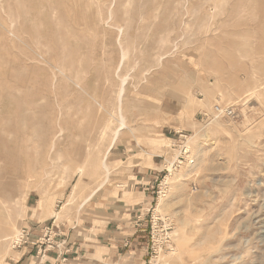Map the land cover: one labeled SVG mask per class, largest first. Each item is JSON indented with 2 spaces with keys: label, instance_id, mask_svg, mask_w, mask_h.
Masks as SVG:
<instances>
[{
  "label": "rangeland",
  "instance_id": "rangeland-1",
  "mask_svg": "<svg viewBox=\"0 0 264 264\" xmlns=\"http://www.w3.org/2000/svg\"><path fill=\"white\" fill-rule=\"evenodd\" d=\"M142 157L149 264H264V0H0V264L34 211L125 189ZM181 221L189 250L168 258Z\"/></svg>",
  "mask_w": 264,
  "mask_h": 264
},
{
  "label": "crops",
  "instance_id": "crops-1",
  "mask_svg": "<svg viewBox=\"0 0 264 264\" xmlns=\"http://www.w3.org/2000/svg\"><path fill=\"white\" fill-rule=\"evenodd\" d=\"M155 168L147 158L135 160L126 168L131 175L119 180L126 184L125 189L106 192L101 188L82 206L70 208L59 218H43L44 213L34 211L24 226L29 240L10 264H40L36 244L47 230L64 243V249L61 255L50 252L44 264H149L150 206L154 201L150 185L159 177Z\"/></svg>",
  "mask_w": 264,
  "mask_h": 264
},
{
  "label": "built area",
  "instance_id": "built-area-1",
  "mask_svg": "<svg viewBox=\"0 0 264 264\" xmlns=\"http://www.w3.org/2000/svg\"><path fill=\"white\" fill-rule=\"evenodd\" d=\"M234 116H235L234 107H224V106L218 104V105H215L213 108V118L215 120L229 119V118H233ZM208 117H209V115H206V119H208ZM189 154H190V151H188L187 148L183 147V149L180 151L179 155L176 157V160L173 162L172 167H174L175 169L180 168L181 166L184 165L185 161H187L188 158H189V160H191L190 162H193L192 159H190V158H192V156ZM159 220L160 219H158V221ZM168 220L169 219H167V223H164V226L160 231H161V235L164 237V239L168 242V244H170V242H171L170 241V238H171V232L170 231H172V229H173V223H172V221H168ZM151 222H152L151 239H152V244L154 246L155 245V237L157 234L154 231L153 216L151 218ZM55 239L56 238L54 236H52L51 230H47L44 234V238L41 239L40 242H38L40 244V247L38 250V255L40 256V258H39L40 262L42 260H44L51 251H54V250L61 251V248L64 246V243L58 242ZM28 240H29V232L27 229H24L21 232L20 242H15L14 248L20 249L23 245H25L28 242ZM38 243L36 245H38ZM58 253L60 255V252H58Z\"/></svg>",
  "mask_w": 264,
  "mask_h": 264
},
{
  "label": "bare ground",
  "instance_id": "bare-ground-1",
  "mask_svg": "<svg viewBox=\"0 0 264 264\" xmlns=\"http://www.w3.org/2000/svg\"><path fill=\"white\" fill-rule=\"evenodd\" d=\"M96 7V6H95ZM100 14V13H99ZM100 17V16H99ZM110 20V19H109ZM241 55V54H240ZM105 60V59H104ZM28 61V60H27ZM237 61V60H236ZM240 63V62H239ZM238 66V65H237ZM234 67V66H233ZM101 72V71H100ZM258 77V76H257ZM245 78H247V77H245ZM74 82V81H73ZM248 84V83H247ZM251 84V83H250ZM123 86V85H122ZM243 87V86H242ZM250 88V87H249ZM122 89H124V88H122ZM247 89V88H246ZM99 90V89H98ZM124 91V90H123ZM121 92V90H120V93L122 94V93H124V92ZM22 93V92H21ZM232 93V92H231ZM122 95H124V94H122ZM235 96V95H234ZM246 96V95H245ZM119 98H122V97H119ZM249 99H250V97H249ZM121 100V99H120ZM248 100V99H247ZM246 100V101H247ZM121 104V103H120ZM123 104V103H122ZM246 104V103H245ZM111 117V116H110ZM115 117V116H114ZM116 118V117H115ZM122 119V118H121ZM121 126L124 128L125 127V123H124V120H122L121 121ZM121 127V128H122ZM122 128V129H123ZM119 129V128H118ZM62 130V129H61ZM121 130V129H120ZM63 133V132H62ZM116 136V135H115ZM118 136V135H117ZM116 136V137H117ZM58 137V136H57ZM116 137H115V140L113 141V143H112V145L110 146V148L108 149V151H107V155H108V153H109V151H110V149H111V147H113V145H115L114 143H115V141H116ZM39 139V138H38ZM41 140V139H40ZM29 143V142H28ZM54 147V146H53ZM105 156V158H104V160H103V167L106 169V171L108 170V165L106 164V160H107V157L108 156ZM83 174V169H79L78 171H77V174ZM110 173V172H109ZM110 175V174H109ZM29 177H30V175H29ZM106 177V176H105ZM84 178V177H83ZM82 178V179H83ZM107 178H108V176L106 177V179H104L103 181V183L90 195V197H89V199L91 198V197H93L94 196V194H96V192L98 191V192H100V189L105 185V184H107L106 182H107ZM167 179V178H166ZM82 182H83V180H81ZM168 182V181H167ZM66 183V182H65ZM165 183H166V181H165ZM76 191V190H75ZM167 193V192H166ZM4 195H8L7 193H3V195H1L2 197L0 198V200H2V198H5L6 196H4ZM163 197V196H162ZM20 198V197H19ZM88 199V200H89ZM3 206V205H2ZM3 209H4V206L2 207ZM3 209H1L2 211H3ZM8 209V208H7ZM158 210H160V208H157ZM10 210V209H9ZM1 211V212H2ZM4 212V211H3ZM2 212V213H3ZM3 214H6V213H3ZM55 215V214H54ZM2 216V215H1ZM57 216H59V214L57 213ZM14 217V216H13ZM1 218H3V216L1 217ZM6 218V217H5ZM7 218H9L10 219V216L8 215L7 216ZM7 218H6V220L4 219V224H3V226L5 227L7 224H9L8 223V220H7ZM11 218H12V216H11ZM13 219V218H12ZM0 225H2V223L0 224ZM186 226H187V224L185 223V222H182L181 221V225H180V227H179V229L176 231V235H181V236H184V237H182V238H180L181 240H179L178 241V244H177V248H175L173 251H172V253H170V254H168V258H171L172 256H176V257H178L179 259H180V257H181V251H183V250H185V251H188L189 250V241H188V239L187 238H185V228H186ZM1 227V226H0ZM210 234V233H209ZM215 235H217V234H215ZM8 236V235H7ZM228 236V235H227ZM8 238V237H7ZM208 238V237H207ZM214 238V237H213ZM209 239V238H208ZM230 239V238H229ZM223 240V239H222ZM10 241V240H9ZM210 241H211V245L213 244L212 243V238H210ZM209 241V242H210ZM214 241V240H213ZM216 241V240H215ZM199 244H202L203 245V242H201V243H199ZM209 244V245H210ZM220 244V243H219ZM216 245H218V244H216ZM215 245V246H216ZM2 246V245H1ZM3 247V246H2ZM211 249H213V250H218V249H216L215 247H210ZM220 248V247H219ZM208 249H209V247H208ZM200 251V250H199ZM191 252V251H190ZM198 252V251H197ZM196 252V253H197ZM212 252V251H211ZM200 253V252H199ZM198 253V254H199ZM214 253H215V251H214ZM217 253H219L218 251H217ZM192 254V253H191ZM197 254V255H198ZM203 254V253H202ZM193 255V254H192ZM204 255H206V254H204ZM209 255V254H208ZM199 256V255H198ZM213 256V255H212ZM225 256V255H224ZM209 257V256H208ZM201 258V257H200ZM218 258V257H217ZM220 258V257H219ZM226 258V257H225ZM264 258V257H263ZM197 259H199L198 257H197ZM213 259V258H212ZM218 260H220V259H218ZM174 261V260H173ZM189 261V260H188ZM197 261V260H196ZM209 261V260H208ZM183 262V260H181V263Z\"/></svg>",
  "mask_w": 264,
  "mask_h": 264
}]
</instances>
